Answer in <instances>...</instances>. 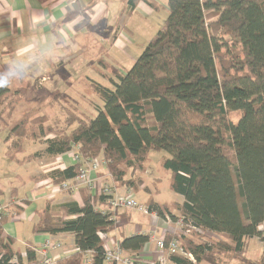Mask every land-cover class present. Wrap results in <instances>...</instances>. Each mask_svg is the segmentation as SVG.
Returning <instances> with one entry per match:
<instances>
[{
    "label": "trees",
    "instance_id": "16d2710c",
    "mask_svg": "<svg viewBox=\"0 0 264 264\" xmlns=\"http://www.w3.org/2000/svg\"><path fill=\"white\" fill-rule=\"evenodd\" d=\"M139 1L128 4L134 9ZM109 84L90 82L98 100L93 119L69 110L59 130L40 114L8 125L4 110L22 94L0 90V124L9 149L42 143L45 154L59 156L78 147V162L46 175L53 187L77 177L84 161L98 160L114 183L133 191L145 184L141 175L150 153L165 152L161 167L184 201L151 202L148 209L172 224L183 218L186 227L197 228L182 237L180 253L169 261L221 264L224 257L264 264V251L255 262L244 256L248 240L264 244V0H168L163 29L130 70L116 73ZM130 170L138 175L125 179ZM84 189L81 202L51 199L36 211L34 233L74 236L78 252L57 264H83L88 252L93 264H109L101 235L116 230V213L98 209L107 196ZM6 221L0 222V264H13L14 258L22 264L12 249L14 238L4 235ZM148 242L147 235L120 241L129 255ZM34 255L28 248V262Z\"/></svg>",
    "mask_w": 264,
    "mask_h": 264
},
{
    "label": "crops",
    "instance_id": "0c3cea01",
    "mask_svg": "<svg viewBox=\"0 0 264 264\" xmlns=\"http://www.w3.org/2000/svg\"><path fill=\"white\" fill-rule=\"evenodd\" d=\"M148 1L152 2L154 5L152 6L146 0H142L138 2L134 9H131L128 4L129 0H0V71H3L15 56L25 55L28 51L32 50L31 46L23 49L20 47L26 42L30 34H35L45 42L56 40L57 36H59L65 41V46H61L59 49L60 59L56 63L49 65L44 71L36 72V76L31 75L28 79L12 87L13 90H18L20 92H24L28 86L34 90L42 89L44 85L51 80L50 76L58 71L57 66L59 65L60 68L69 62V57L66 56L64 52H67L66 49L69 48L70 42H84L87 33L92 31L93 28H96L95 32H97L96 34L98 36L99 32L97 27L99 29L101 25L106 23L105 25L112 27L111 29L113 31L116 30V34H114L115 36H113V39L111 36H99V39L101 38V41L107 45V47L104 53H99L98 58L92 61L90 71L99 75L101 80L109 82L111 78H114L116 73L125 72V68L121 70V67L126 60L124 61L125 58L119 50V46L121 45L118 44L121 38L129 40L130 42L134 40L127 35V32L131 35L134 34V31L130 28V24L133 23L137 26L140 24L139 21H136L137 16H142L147 20L154 19V27L161 25V20L156 17L162 15L161 9L165 14L164 22L168 17V0ZM70 5L75 11L66 14ZM49 14L54 18L51 25L47 23ZM78 16L82 17L80 23L70 25L69 22ZM104 55H106L105 58L108 59L107 61L102 58ZM112 64H115L114 67H116V70L109 71ZM102 69L105 71H102ZM70 71V76H67L66 73L60 75V82L58 84L62 86L64 83L66 87V85H70L68 80L71 81L70 88L65 92L62 91L64 92V97H67L66 102H62L61 104V98H57V104L60 105L61 111L65 110L66 113L69 110L75 112L72 105L80 104L79 99L77 100L76 97L81 96V99H86L82 97L83 91H87L89 94L92 93L90 87L91 81L103 84L88 76H85V79L82 80H87V83L85 82L83 84L81 82V76L85 74V72L77 70V72L73 74L75 70L72 69ZM29 80H32V82H29ZM27 94L26 97H29ZM68 101L69 104H67ZM27 103L28 102H24L23 107L18 110H15V104L4 110L3 117L8 125H13L20 121L25 115H31L33 113L30 112L33 105L28 107ZM90 103L97 105L98 100H92ZM63 104L65 108L62 106ZM85 104L88 103L85 101ZM50 107L51 109L53 108L52 104ZM44 116L48 117L47 115ZM47 125H52L49 121V117ZM4 128L5 127H0V203L4 204L8 209L7 221L3 227L4 235L14 238L15 243L12 249L16 254L20 255L23 263L29 260L27 256L28 248L34 250L35 259L39 257V247L48 237L59 242L63 241L65 238L71 239L72 246H68L65 251L59 254L62 256L61 260L67 259L76 253L74 236L72 234L64 233L56 236L37 234L33 232V226L37 222L36 211L43 208L48 200L52 199L54 203H64L72 200L81 202V188L73 193L68 192L66 194H61L60 200H56L57 198L55 195L57 193L54 191L56 187H53L50 180L46 177L51 170L49 172L39 170V165L36 161H40V158L39 156L35 157V154L31 157L27 155L25 161L18 157L19 154H23L22 156L25 158L28 146L18 151H11L9 149V143L6 142L7 131H4ZM38 144L41 146L39 150L45 149L44 144ZM31 145L30 143V146ZM76 151H78V147H75L72 152L74 153ZM13 152H17V155L15 156L16 159L14 158L11 160L10 155ZM72 152L55 156L56 161H58L56 169H65L75 164ZM151 153L145 164V173L141 175L144 179H147L152 174L149 170L152 158ZM164 158L166 157H161V159L156 162L158 166L156 169L159 170L156 172V175H160L161 172H163L160 163ZM168 174L170 181L171 173ZM135 175H138V172L130 170L125 179H130L133 176L135 177ZM91 177L97 179L102 185L111 186L116 190L118 195L125 196L129 193L133 194L136 199L138 198L147 207L151 202L158 205L166 204L171 206L173 204H182L184 201L183 197L178 194H176L179 197L177 202H161L157 200L160 196V190L158 189L160 186L159 177L154 179L153 189H150L145 183L138 191H133L114 183L113 176L104 167H101L97 172H92ZM84 190L87 194L92 196L90 191L87 189ZM69 194H72L71 197ZM138 199L137 201H139ZM26 201L29 202L27 205L25 203ZM100 207H102L103 210L109 209L107 205ZM164 222L165 220H161L159 217L155 218L146 214L142 217V213H138V211L120 210L116 216V230L110 233L109 237L114 236L119 241H122L124 238L136 235L149 236L153 231H156L157 238H164L166 236V231L168 232L171 230V226H168ZM162 223H164V226ZM163 227L164 230H166L164 233L162 232L164 231ZM160 232L162 233L160 234ZM211 236L212 235H209V238H211ZM193 240L197 241L196 239ZM256 251L258 252L256 253ZM263 251L264 244L259 238H253L248 240L244 256L248 260L255 262L258 261ZM55 254L57 253H53V255ZM130 256L139 258L144 264L158 263L161 258L156 244L151 242H148L139 254ZM163 258L168 259L169 256L165 255ZM222 258L223 262H221V264H239L236 260L228 261L224 257Z\"/></svg>",
    "mask_w": 264,
    "mask_h": 264
},
{
    "label": "rangeland",
    "instance_id": "374dc122",
    "mask_svg": "<svg viewBox=\"0 0 264 264\" xmlns=\"http://www.w3.org/2000/svg\"><path fill=\"white\" fill-rule=\"evenodd\" d=\"M162 11V15H158L156 16L158 19L161 20V25H158V27H154L155 25V20H147L146 18L142 17V16H137V20L139 21L140 24H138V26L133 23L130 24V28L134 31V34H130L127 32V35L129 37H131V39L133 40L132 42H130L129 40L123 39L121 38V41L118 45L119 46V50L122 52V55L124 56V61L126 60V62L122 65L121 70H123V68H125V71L130 70V68L134 65V63L137 61V59L141 56V54L144 52V50L146 49V47L149 45V43L155 39L156 34L163 29L165 22H164V17L165 14ZM141 19V20H140ZM127 21V20H126ZM128 22V21H127ZM106 24V23H105ZM101 25L97 30L99 32V35L97 36V32H95L96 28H93L92 31L87 33V36L84 40V42L78 43L75 41H71L70 42V46L69 48H67V52H64L66 56L69 57V62L67 64H65L63 67L59 68V65L57 66L58 71H56L54 74H52L50 76V81L48 83H46L44 85V87L42 89H31L28 88L23 92H21L22 96L19 98H15V102L14 103L16 106L15 110H18L19 108L23 107V103L24 102H28L27 106L32 108L30 109V112H33L31 115H35L40 114V115H47L49 117V121L52 124L51 126L54 127L55 129L59 130L64 128L65 126V119L67 118L68 113L65 112V110L61 111L62 109H60V105L57 104V98H61V104L62 102L65 103L67 97H64V92L70 88L71 85V81L68 80L70 85H66L63 83L62 86H59V82H60V75H63V73H66L67 76L71 75V71L72 69L75 70V72L73 74H75L78 71H82L85 72V74H83L81 76V82L84 84L87 80L82 81L83 79H85V76L91 77L103 84H105V86H109L110 84L109 82H105L103 80H101L99 78V75L95 74L94 72L90 71V67L92 65V61H94L96 58H98L99 53H104L106 50L107 45H105L102 41L100 37H109L111 36V38L113 39V36H115L114 34H116V30L113 31L111 28L112 27H108L107 25ZM111 43V42H110ZM106 55H104V60L107 61L108 59L105 58ZM101 58V57H100ZM79 62V63H78ZM115 64H112L109 71H114L116 70V67H114ZM102 71H105L102 69ZM43 74V73H42ZM36 76V73L33 75ZM34 78V77H33ZM32 82V80H29V82ZM45 83V82H44ZM87 83V82H86ZM14 91H18V90H14ZM64 91V92H62ZM83 98L81 99L79 96L76 97V99H79L80 104L79 105H72V107H74V111L76 114H79L81 117L84 118H89V119H93L96 115H97V111H95V107L94 104H91L90 102H92V100L97 101L96 97L94 95L89 94L87 91H83ZM29 93V94H27ZM26 94L29 95V97H26ZM94 96V97H93ZM74 98V97H71ZM70 98V99H71ZM70 101V100H69ZM69 101L67 104H69ZM85 101L88 104H85ZM51 104L53 106V108L51 109ZM64 107V104L62 105ZM65 108V107H64ZM30 114V113H29ZM2 128V126H0ZM74 128V127H73ZM32 145L30 146V143H25L23 147H27V153L29 154H25V158H23V154H19L18 157H20L21 159H23L24 161L27 159V155H30V157L32 155H36V154H40L39 156V160L40 161H36V163L39 165V170L41 171H50L53 169H56V167L58 166V161H56L55 156H49L47 154H45V149H46V145H45V149L43 150H39L40 149V145L38 143H31ZM45 154V155H43ZM17 155V152H13L10 155V159H14L15 156ZM152 158H151V165L149 166V170L151 171V176L148 177L147 179H145V183L148 185V187L150 189H153V182L155 178L160 179L159 181V187L158 189L160 190V196L157 198V200L161 201V202H177L179 200V197L171 190L170 188V181H169V174L170 172H168L167 170H165L164 168H162V171L160 175H156V172L159 171L156 168H158L157 166V160L161 159V157H168V155L165 152H152L151 153ZM42 157V158H41ZM16 159V158H15ZM100 169V168H99ZM165 173V174H164ZM158 174V173H157ZM167 175V176H165ZM157 188V187H156ZM63 192V191H62ZM59 192L55 195L56 200H60L59 198L61 197V194H66L69 191H64L63 193ZM70 197L72 194H69ZM135 197V196H134ZM136 198V197H135ZM152 198V197H151ZM138 199V198H137ZM136 199V200H137ZM139 200V199H138ZM140 203H142L140 200L138 201ZM141 213V212H138ZM142 213V217H143ZM162 220V219H161ZM166 221V220H165ZM165 224L167 222H164ZM164 223L163 226H164ZM172 225V224H171ZM160 227L162 228V226L160 225ZM164 230V227H163ZM173 229H171L170 231H172ZM166 230L162 231L163 233ZM170 231H168V235H170ZM160 232V234L162 233ZM216 239V237H215ZM64 247V250L68 247V246H72V241L71 239H67L65 238L63 241H61ZM258 251H256L257 253ZM260 252V251H259Z\"/></svg>",
    "mask_w": 264,
    "mask_h": 264
},
{
    "label": "built area",
    "instance_id": "2783aa9c",
    "mask_svg": "<svg viewBox=\"0 0 264 264\" xmlns=\"http://www.w3.org/2000/svg\"><path fill=\"white\" fill-rule=\"evenodd\" d=\"M72 155L74 163L80 160V156L76 152ZM99 168H101V166L98 160L84 161L83 169L80 171L79 175L74 179L57 186L54 191L58 193L62 191H77L79 188H86L92 193V196L95 195L93 197L107 196L106 205L109 207V210L116 213L113 219H116L117 213L120 210L138 211L155 218L158 217L156 213L150 212L146 205L138 202L133 194L129 193L125 196L118 195L116 190L111 186L102 185L97 179L92 178L91 173L97 172ZM98 209L102 210V207L98 206ZM7 217L8 209L4 204L0 203V222ZM165 222H167L166 224L173 229L170 231V235H168V232L166 231V236L164 238H157V232L153 231L149 235V242L156 244L158 252L161 255V258L158 261L159 264H172L168 259L163 258V256L180 253L182 237L189 235L193 231H197V228L192 226L186 227L183 218H179L176 223L172 224L171 220L167 217ZM101 237L104 242L103 250L106 263L144 264L139 258L126 254L121 248L120 241L114 236L109 237L101 235ZM63 249L64 247L61 242L48 237L39 247V257L32 262L22 264H57V262L62 259V256L59 254ZM75 252H78V250L76 249ZM53 253L57 254L53 255ZM188 257L193 260L191 255H188ZM11 262L13 264H19L16 258L12 259ZM83 264H93L92 252L84 254Z\"/></svg>",
    "mask_w": 264,
    "mask_h": 264
},
{
    "label": "clouds",
    "instance_id": "9594fccd",
    "mask_svg": "<svg viewBox=\"0 0 264 264\" xmlns=\"http://www.w3.org/2000/svg\"><path fill=\"white\" fill-rule=\"evenodd\" d=\"M75 11L70 5L66 14ZM54 18L49 14L47 23L51 25ZM82 17H75L69 23L76 25ZM31 46L32 50L25 55L15 56L3 71H0V90L11 89L17 83L28 79L38 71H44L49 65L59 59V49L65 46V41L57 36L56 40L45 42L35 34H30L21 49Z\"/></svg>",
    "mask_w": 264,
    "mask_h": 264
}]
</instances>
